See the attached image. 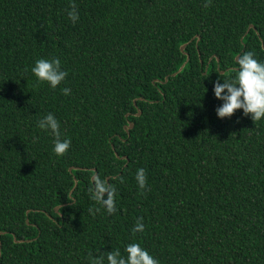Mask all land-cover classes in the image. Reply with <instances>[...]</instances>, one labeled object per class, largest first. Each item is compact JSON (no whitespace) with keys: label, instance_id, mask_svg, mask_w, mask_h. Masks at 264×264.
<instances>
[{"label":"trees","instance_id":"1","mask_svg":"<svg viewBox=\"0 0 264 264\" xmlns=\"http://www.w3.org/2000/svg\"><path fill=\"white\" fill-rule=\"evenodd\" d=\"M205 2L0 0V264H89L132 242L160 264H264V121L218 119L212 92L237 55L264 60V0ZM52 57L56 89L30 71ZM49 112L62 157L37 126ZM93 175L116 189L112 215L89 214Z\"/></svg>","mask_w":264,"mask_h":264},{"label":"clouds","instance_id":"2","mask_svg":"<svg viewBox=\"0 0 264 264\" xmlns=\"http://www.w3.org/2000/svg\"><path fill=\"white\" fill-rule=\"evenodd\" d=\"M207 6L206 0L204 7ZM67 17L72 23L78 22L79 13L75 3L69 5ZM185 46L186 43L180 46L183 54H185ZM186 59H188L187 55ZM236 63L238 68L234 76L218 78L212 83L213 96L220 101L219 106L215 108L216 117L230 118L237 110H240L242 115L250 117L253 122L264 121V60L256 58L253 51H246L237 57ZM30 71L37 83H47L52 89L62 84L68 75V72L62 68L61 61L55 57L36 59ZM60 91L65 96L71 94V89L68 87L60 88ZM140 112L139 110L136 115H140ZM129 123L132 122H128L125 128ZM37 126L45 134L54 138L52 151L57 157H62L68 152L71 140L67 137L61 138L60 122L51 112L40 118ZM146 179L145 169L138 168L135 180L139 190H146ZM91 180L93 182L88 188V198L100 207H90L89 214L99 212L102 207L105 213L112 215L116 211L115 187L100 176H95ZM70 197L71 193L68 194V198ZM142 221V217L137 218L133 232L144 231L145 225ZM89 264H160V262L140 243L132 242L125 245L124 254L119 249L102 252L100 255L90 256Z\"/></svg>","mask_w":264,"mask_h":264},{"label":"water","instance_id":"3","mask_svg":"<svg viewBox=\"0 0 264 264\" xmlns=\"http://www.w3.org/2000/svg\"><path fill=\"white\" fill-rule=\"evenodd\" d=\"M181 49H182V48H181ZM237 57H238V55H237L236 58H235L236 60H237ZM183 65H184V64H182V65L179 67L178 71H180V70L183 68ZM221 73H223V72H221ZM132 126H133V124H132V123H129L128 126H127V128H125V129H130V128H132ZM69 171H71V168H69ZM93 177H95V175H93ZM93 177H92V178H93ZM92 178H91V179H92ZM58 208H59V207H55V211H57Z\"/></svg>","mask_w":264,"mask_h":264}]
</instances>
